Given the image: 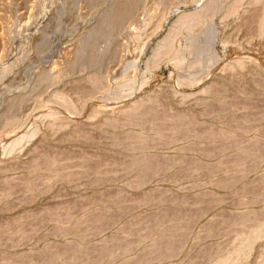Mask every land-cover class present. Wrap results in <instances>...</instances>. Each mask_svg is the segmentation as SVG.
Instances as JSON below:
<instances>
[{
    "label": "rangeland",
    "instance_id": "rangeland-1",
    "mask_svg": "<svg viewBox=\"0 0 264 264\" xmlns=\"http://www.w3.org/2000/svg\"><path fill=\"white\" fill-rule=\"evenodd\" d=\"M201 1L0 0V264H264V0Z\"/></svg>",
    "mask_w": 264,
    "mask_h": 264
},
{
    "label": "bare ground",
    "instance_id": "bare-ground-1",
    "mask_svg": "<svg viewBox=\"0 0 264 264\" xmlns=\"http://www.w3.org/2000/svg\"><path fill=\"white\" fill-rule=\"evenodd\" d=\"M216 0H206V1H204V2H202L200 5H199V9L196 11V12H194L192 15L193 16H195V18H198L199 17V20L198 21H200V19L202 20V18H203V20H205V18L207 17V16H209V15H211V14H213V13H215V11L217 12V10L219 9V12H217V13H220V2L218 3V1L217 2H215ZM200 2V1H199ZM238 2L240 3V0H236V2H235V0L234 1H232V0H230V2L228 3V5H226V7L225 8H227L226 10H224L225 12H224V15L226 16L227 14H231V15H233V13L235 14L236 12H237V10L239 9L238 7H237V5H238ZM217 3L219 4V5H217ZM218 6V7H217ZM223 6H224V4H223ZM239 6V5H238ZM238 9H237V8ZM240 7V6H239ZM217 9V10H216ZM222 10H223V8H222ZM226 13V14H225ZM264 14V13H263ZM191 15V16H192ZM222 16H223V13H222ZM224 16V17H225ZM189 17L190 16H186V15H180V20L181 21H183V20H185L186 21V23L188 24L189 22H188V19H189ZM227 17V16H226ZM264 17V16H263ZM223 18V17H222ZM180 20H179V22H180ZM190 20V19H189ZM263 20H264V18H263ZM185 21L184 22H182V24H181V26L183 25V23H184V25H183V27H181V29L182 28H184L185 29V31H187L186 29H187V27H188V29H189V26H190V28H193L194 26H195V24H194V22L192 21V20H190V22H193V24L191 23V24H186L185 23ZM202 22V21H201ZM200 23V22H199ZM187 25V27H186V25ZM196 24H198V22H196ZM183 29V30H184ZM188 32H190V29L188 30ZM177 34V33H176ZM188 34H190V33H188ZM192 34V33H191ZM177 35H179V32H178V34ZM176 35V37H178ZM198 35V37H199V33L197 34ZM196 35V36H197ZM135 36V35H134ZM193 36V35H192ZM196 36H194V38L193 39H190V41H188L187 43L188 44H186V46H184V48H180V45H178L179 46V48L177 47H175L174 46V44H173V42H174V38H176V37H174V38H172V37H169V38H171L170 40L172 41L171 42V44H169L168 45V43H170V40L168 39V43L166 44V42H164L166 45H167V47L164 49V47H163V54H162V56H160V57H175L176 55H178V56H176V57H178V59H179V57H180V61L182 60V61H184V59H185V57H189V56H191L195 51H196V49L197 48H199V46L200 45H203V43H205L204 45H206V47H210L211 49H213L214 48V46L216 45V43H217V37H216V35H211L210 37L208 36H206L204 39H200V38H197ZM200 36H202V35H200ZM196 37V38H195ZM133 38V37H132ZM187 38L189 39L190 38V36L188 37L187 36ZM173 39V40H172ZM179 41V40H178ZM185 41H186V39H185ZM134 42V41H133ZM224 42H222L221 41V44L222 45H224L223 44ZM176 45V46H177ZM182 47V46H181ZM201 48L203 49V47L201 46ZM205 48V47H204ZM204 50V49H203ZM202 50V51H203ZM158 55H159V52H158ZM199 55H200V52H199ZM195 57H197V55L195 56ZM194 57V58H195ZM203 57H205L204 55H203ZM191 58V57H190ZM193 57L191 58V59H194ZM198 58H199V56H198ZM173 60V59H172ZM171 60V61H172ZM177 60V59H176ZM199 59H196V62H195V60H194V62L192 61V60H190L189 62H187L188 64H191V66H193L194 65V63H197V61H198ZM169 61H170V59H169ZM174 61V60H173ZM181 61V62H182ZM177 62H178V60H177ZM190 62H193V64L192 63H190ZM185 63V62H184ZM179 64H181V63H179ZM198 64H199V62H198ZM182 65H184V64H182ZM187 66V65H186ZM230 66H232V65H230ZM196 67V66H195ZM195 67L193 68V69H195ZM191 68V69H192ZM193 75L190 73V74H188L187 75V79H182V80H180V81H178L177 83H176V89H177V91H176V93H178L179 95H181V96H183L184 98H185V96L186 95H189V92L187 93H183V92H181V90H183V88L184 87H187V86H189L190 84H191V81L190 80H192V79H195V78H193L192 77ZM206 87V86H205ZM205 89L206 88H204V89H201V90H199L197 93H202L203 91H205ZM207 90V89H206ZM186 91V90H185ZM196 93V92H195ZM151 94V93H150ZM194 94V93H193ZM152 95V94H151ZM153 96H155V95H153ZM183 97H180V99H182ZM151 98H154V97H146L145 95H143V97H140V98H138V99H133L132 101H130V103L127 105L126 104V106H122V107H120L119 108V110H118V114H119V117L117 116V117H115V116H113L112 114H108L107 113V115L105 116V119L108 121V122H110V123H116V122H118L119 120H121V118L122 117H124L125 115H126V113L128 112V111H133V110H135V109H137L138 107H141V106H143V105H146V104H148L147 102H150V100H152ZM146 103V104H145ZM114 111V110H113ZM111 112V111H110ZM116 112V111H115ZM115 115H117V114H115ZM121 117V118H120ZM59 126H61V127H64V126H68V123H66V122H60L59 123ZM38 129H37V127H34V128H32L31 129V131H30V133H23V134H21V135H19V136H16V137H14L11 141H9V142H7V143H5V145H4V151L5 152H7V153H9V154H13L15 151H16V149H17V147L19 146V145H21L27 138H29L34 132H36ZM2 164H0V166H1ZM1 168V167H0ZM264 234V225L259 229V230H257V231H255V232H253V234L251 235V240H253V241H255L257 238H259L260 236H262ZM218 264H226V261H221L220 263H218Z\"/></svg>",
    "mask_w": 264,
    "mask_h": 264
}]
</instances>
